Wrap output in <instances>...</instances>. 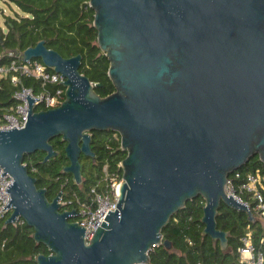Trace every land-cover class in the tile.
<instances>
[{
    "label": "water",
    "instance_id": "water-1",
    "mask_svg": "<svg viewBox=\"0 0 264 264\" xmlns=\"http://www.w3.org/2000/svg\"><path fill=\"white\" fill-rule=\"evenodd\" d=\"M98 44L110 60L116 89L102 97L80 71L82 55L64 57L45 40L19 53L41 58L65 80V99L37 110L29 93L24 126L0 129V165L13 181L6 191L13 210L6 224L23 218L50 253L36 264L150 263L163 228L190 199L205 200L203 233L229 245L218 228L221 201L254 211L226 191L228 177L258 154L264 162V0H90ZM121 135L127 156L115 211L87 242L85 226L63 210L62 190L50 200L37 186L24 156H56L50 140L61 136L82 183L81 154L94 156L91 132Z\"/></svg>",
    "mask_w": 264,
    "mask_h": 264
},
{
    "label": "trees",
    "instance_id": "trees-1",
    "mask_svg": "<svg viewBox=\"0 0 264 264\" xmlns=\"http://www.w3.org/2000/svg\"><path fill=\"white\" fill-rule=\"evenodd\" d=\"M4 1L15 4L20 12L5 15L6 28L0 22V66H9L13 60L22 63L19 53L45 40L47 47L57 50L64 57L79 53L82 55L79 69L95 84L99 95L105 97L115 91L116 87L109 76L110 60L98 44V31L94 26L95 11L90 0ZM34 60L42 62L41 58ZM48 70L53 71L49 67ZM16 74L21 78L23 86L32 88L34 94L66 89L59 83L47 82L44 85L41 79L11 69L0 77V118L4 113L12 111L19 102L15 92L22 85L13 83L12 76ZM36 108L46 109L44 103ZM50 142L58 151L56 156L45 161L46 152L43 150L24 156L29 172L36 177L37 186L47 189L50 200L62 190L63 199L72 200L68 207L78 209L82 203H92L93 187L100 191L106 189V172L123 174L119 165L127 156V151L122 148L121 135L116 131L91 132V148L95 154H81L83 180L80 184L76 182L73 173L65 170L70 163L65 151L67 142L61 136L54 137ZM237 170L241 173L237 182H244L248 173L259 170L264 174V162L256 154ZM262 192L264 194V190ZM251 196L252 193L247 191L243 194V198L253 207L256 200ZM204 205V198L198 196L188 200L183 208L172 215L163 228V239L170 240L173 246L170 249L164 244L154 246L149 252L151 264H241L238 248L243 243L242 237L249 230H252L254 244L257 247L264 245L261 242L264 222L258 212L252 208L256 220L251 222L246 211L221 201L217 224L219 229L227 231L229 237L228 248L223 250L219 241L203 233ZM9 216L10 213L0 219V264H36L38 254L50 253L47 245L36 241L34 227L23 218L19 222L6 224ZM70 220L75 221V217Z\"/></svg>",
    "mask_w": 264,
    "mask_h": 264
},
{
    "label": "built area",
    "instance_id": "built-area-1",
    "mask_svg": "<svg viewBox=\"0 0 264 264\" xmlns=\"http://www.w3.org/2000/svg\"><path fill=\"white\" fill-rule=\"evenodd\" d=\"M10 54L13 55L14 52H10ZM11 69L20 74H26L41 79L44 85L47 82L59 83L65 80V77L61 73L48 70V67L39 60H29L19 64L13 60L9 66H0V77L7 74ZM12 81L14 84L22 85V87L15 92V98L19 102L12 111L4 113L3 117L0 118V129L13 128L14 126L22 127L26 124L30 105L29 98L26 97L28 93L32 97H39V99L34 100L35 105L44 103L46 108L55 107L65 99V90L63 88H58L55 93L46 90L40 94H34L32 88L23 86L19 75H13ZM59 84L64 85L62 83ZM119 166H121V163ZM4 171V167L0 165V219L5 218L8 213L11 214L13 210L12 205L3 209L10 199V193L6 191V187L14 180L9 172H5L4 175H1ZM240 178L241 173L238 170L228 177L226 183L227 193L232 194L236 199L246 203L251 209H255L264 222V194L262 192V190H264V174L259 170L255 173H248L247 180L238 183L237 180ZM105 182L106 189L104 191H100L95 187L92 188V203H82L80 207L76 209L79 213L75 217V221H78L79 224L86 227L85 237L87 242L93 237L97 227L100 226L103 221H106L105 217L109 209L112 211L116 210L117 202L120 197V186L121 183L124 182L123 174L120 175L118 172H106ZM246 191L252 193L251 197L256 200L253 207H251L248 200L243 198V194ZM59 201L63 205V210L72 209L68 207L72 200L63 199L61 196ZM21 219L22 218H18L15 222H19ZM242 241V245L238 248L241 264H264V245L262 247H257L254 244L252 240V230H249L246 235L242 237ZM261 242L264 244V236Z\"/></svg>",
    "mask_w": 264,
    "mask_h": 264
},
{
    "label": "rangeland",
    "instance_id": "rangeland-1",
    "mask_svg": "<svg viewBox=\"0 0 264 264\" xmlns=\"http://www.w3.org/2000/svg\"><path fill=\"white\" fill-rule=\"evenodd\" d=\"M15 12H20L15 4L0 0V22L4 28H6L4 25L5 15H15Z\"/></svg>",
    "mask_w": 264,
    "mask_h": 264
},
{
    "label": "bare ground",
    "instance_id": "bare-ground-1",
    "mask_svg": "<svg viewBox=\"0 0 264 264\" xmlns=\"http://www.w3.org/2000/svg\"><path fill=\"white\" fill-rule=\"evenodd\" d=\"M30 60H34V59H30ZM27 61H29V60H27ZM22 62H26V61H23V60H22ZM35 106L37 107V105H35Z\"/></svg>",
    "mask_w": 264,
    "mask_h": 264
}]
</instances>
